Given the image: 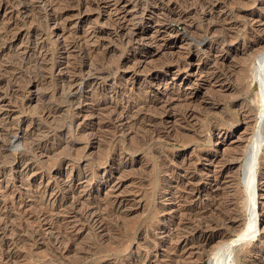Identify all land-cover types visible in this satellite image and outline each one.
I'll return each instance as SVG.
<instances>
[{"label":"rangeland","instance_id":"1","mask_svg":"<svg viewBox=\"0 0 264 264\" xmlns=\"http://www.w3.org/2000/svg\"><path fill=\"white\" fill-rule=\"evenodd\" d=\"M43 1L0 0V264H209L260 128L233 264H264V0Z\"/></svg>","mask_w":264,"mask_h":264},{"label":"bare ground","instance_id":"2","mask_svg":"<svg viewBox=\"0 0 264 264\" xmlns=\"http://www.w3.org/2000/svg\"><path fill=\"white\" fill-rule=\"evenodd\" d=\"M31 1V0H30ZM43 1V0H42ZM48 1V0H47ZM62 1H64V0H62ZM74 1V0H73ZM79 1V0H78ZM211 1V0H210ZM12 3H13V1H11ZM16 2V1H15ZM28 2V1H27ZM40 2V1H39ZM19 3V2H18ZM17 3V4H18ZM32 3H34V2H32ZM43 3H44V1H43ZM179 3V2H178ZM203 3V2H202ZM36 4V3H35ZM41 5H42V3H40ZM48 4V3H47ZM64 4H65V2H64ZM67 4V3H66ZM148 4V3H147ZM192 4V3H191ZM56 5H57V0H54V1H52L50 4H49V6L50 7H56ZM201 5V4H200ZM18 6V5H17ZM204 6V5H203ZM27 7V6H26ZM38 7V6H37ZM36 7V8H37ZM43 7H44V5H43ZM195 7V6H194ZM220 7V6H219ZM20 8V7H19ZM31 8V7H30ZM47 8H48V6H47ZM218 8V7H217ZM22 9H25V8H22ZM42 9V8H41ZM28 11V10H27ZM26 11V12H27ZM43 11V10H42ZM200 11V10H199ZM40 12V11H39ZM51 12V11H50ZM32 13H34V12H32ZM35 14V13H34ZM37 14V13H36ZM35 14V15H36ZM51 14V13H50ZM24 15H26V14H24ZM28 15V14H27ZM42 15H43V12H42ZM37 16V15H36ZM57 16V15H56ZM175 16V15H174ZM178 16V15H177ZM210 16V15H209ZM32 17V16H31ZM41 17V16H40ZM48 17V16H47ZM41 18H43V17H41ZM51 18H52V16H51ZM177 18H179V17H177ZM246 18V17H245ZM53 19V18H52ZM57 19V18H56ZM172 19V18H171ZM170 19V20H171ZM43 20V19H42ZM178 20H180V19H178ZM221 21V20H220ZM53 22H55V21H53ZM174 22V21H173ZM215 22V21H214ZM44 23V22H43ZM36 24V23H35ZM49 24V23H48ZM44 25V24H43ZM119 25V24H118ZM8 26V25H7ZM120 26V25H119ZM121 27V26H120ZM123 29V28H122ZM2 30V29H1ZM6 30V29H5ZM117 30V29H116ZM7 32V31H6ZM5 32V33H6ZM8 32H10V30L8 31ZM3 34V33H2ZM91 34V33H90ZM137 34V33H136ZM9 35V34H8ZM123 35V34H122ZM5 36V35H4ZM124 36H126V35H124ZM0 37H2V36H0ZM124 38H126V37H124ZM138 38V37H137ZM3 39V38H2ZM4 39H7V38H4ZM33 39V41L35 40L34 38H32ZM76 39V38H75ZM114 39V38H113ZM128 39V38H127ZM8 40V39H7ZM36 40H38V39H36ZM125 40V39H124ZM9 41L11 42V40L9 39ZM76 41V40H75ZM74 41V42H75ZM83 41V40H82ZM27 43V42H26ZM2 44V43H1ZM35 44V43H34ZM103 45V44H102ZM22 49H23V47H22ZM66 50V49H65ZM46 51V50H45ZM2 53V52H1ZM42 53V52H41ZM45 53H47V52H45ZM39 54V53H38ZM44 54V53H43ZM69 54V53H68ZM29 55V54H28ZM72 55V54H71ZM41 56V55H40ZM29 57V56H28ZM42 57H43V55H42ZM41 58V57H40ZM83 58V57H82ZM86 58V57H85ZM39 59V58H38ZM40 60V59H39ZM42 60H44V59H42ZM49 60V59H48ZM81 60V59H80ZM87 60V59H86ZM89 60V59H88ZM177 60V59H176ZM176 60H174V62L176 61ZM182 60V59H181ZM14 61V60H13ZM93 61V60H92ZM183 61H186V60H182V61H176L177 62V66L178 67H183V65H184V62ZM258 61V66H255L256 67V69H254V71H255V73H254V75H253V78H252V80L253 81H257V83L259 84V93H260V95H261V97H262V106H263V108H264V78H263V71H264V53H262V54H260V56H259V59L257 60ZM43 62V61H42ZM78 62V61H77ZM83 62H85V61H83ZM82 62V63H83ZM175 62V63H176ZM81 63V62H80ZM16 64V63H15ZM23 64V63H22ZM39 64V63H38ZM37 64V65H38ZM44 64V63H43ZM68 64H70V63H68ZM73 64V63H72ZM20 65V64H19ZM71 65V64H70ZM75 65V64H74ZM91 65V64H90ZM92 65H93V63H92ZM257 65V64H256ZM16 66V65H15ZM40 66V65H39ZM73 66V65H72ZM71 66V67H72ZM86 66V65H85ZM95 66V65H94ZM78 67V66H77ZM185 67V66H184ZM254 67V68H255ZM68 68V67H67ZM67 68H65V69H67ZM96 68V67H95ZM3 69V68H2ZM76 70V69H75ZM21 71H23V70H21ZM34 71V70H33ZM39 71H40V69H39ZM38 71V72H39ZM43 71V70H42ZM45 71V70H44ZM66 71H68V70H66ZM74 71V70H73ZM85 71H88V70H85ZM90 71H92V69L90 68ZM23 73V72H22ZM87 73V72H86ZM44 74V73H43ZM85 74V73H84ZM97 74V73H96ZM253 74V73H252ZM2 75V74H1ZM10 75V74H9ZM40 75H42V74H40ZM95 75V74H94ZM43 76V75H42ZM41 76V77H42ZM89 76V75H88ZM33 77V76H32ZM70 77H72L71 75H70ZM68 78V77H67ZM90 78V77H89ZM6 79V78H5ZM72 79V78H71ZM14 80H15V78H14ZM28 80V79H27ZM36 80V79H35ZM43 80V79H42ZM62 80V79H61ZM79 80H81V79H79ZM91 80H93V79H91ZM123 80V79H122ZM67 81V80H66ZM69 81V80H68ZM67 81V82H68ZM75 81H77V80H75ZM88 81V80H87ZM94 81V80H93ZM30 82V81H29ZM71 82V81H70ZM74 82V81H73ZM27 83V82H26ZM64 83V82H63ZM84 83V82H83ZM92 83V82H91ZM69 84V83H68ZM79 84V83H78ZM120 84V83H119ZM25 85V84H24ZM63 85V84H62ZM76 85V84H75ZM83 85V84H82ZM85 85V84H84ZM95 86V85H94ZM13 87V86H12ZM65 87V86H64ZM65 88H67V87H65ZM76 88H78V87H76ZM79 88H80V86H79ZM78 88V89H79ZM72 89V88H71ZM82 89V88H81ZM77 90V89H76ZM80 91V90H79ZM83 91V90H82ZM68 93H71V92H68ZM76 93V92H75ZM78 93V92H77ZM100 93V92H99ZM165 93V92H164ZM175 93V92H174ZM57 94V93H56ZM166 94V93H165ZM110 98V97H109ZM72 99H73V97H72ZM78 100V99H77ZM187 100V99H186ZM71 102V101H70ZM101 102V101H100ZM103 102V101H102ZM108 102V101H107ZM155 102V101H154ZM191 103V102H190ZM101 104V103H100ZM148 104V103H147ZM188 104V103H187ZM153 105V104H152ZM189 105V104H188ZM102 106V105H101ZM160 106V105H159ZM164 106V105H163ZM150 107V106H149ZM192 107V106H191ZM162 108V107H161ZM167 108V107H166ZM165 108V109H166ZM185 108V107H184ZM187 109V108H186ZM104 110V109H103ZM155 110V109H154ZM264 110V109H263ZM45 111V110H44ZM46 111H48V110H46ZM114 111H115V109H114ZM167 111V110H166ZM165 111V112H166ZM177 111V110H176ZM184 111V110H183ZM42 112V111H41ZM182 112V111H181ZM189 112V111H188ZM111 113V112H110ZM138 113V112H137ZM169 113H170V111H169ZM44 114V113H43ZM117 114V113H116ZM185 114V113H184ZM114 115V114H113ZM123 115V114H122ZM146 115V114H145ZM164 115V114H163ZM169 115V114H168ZM187 115V114H186ZM189 115V114H188ZM115 116V115H114ZM120 116V115H119ZM127 116V115H126ZM173 116V115H172ZM178 116V115H177ZM190 116H191V114H190ZM125 117V116H124ZM174 117V116H173ZM160 118V117H159ZM165 118H167V117H165ZM164 119V118H163ZM159 120V119H158ZM163 121V120H162ZM263 121H264V116H263V118H262V120H260V123H259V128L262 126V123H263ZM160 122V121H159ZM115 123V122H114ZM116 124V123H115ZM157 124H158V122H157ZM159 126V125H158ZM168 128V127H167ZM18 129V128H17ZM20 129V128H19ZM112 129V128H111ZM14 130V129H13ZM149 130V129H148ZM158 130H160V129H158ZM151 131V130H150ZM17 132V131H16ZM156 132V131H155ZM155 134V133H154ZM158 134V133H157ZM41 136V135H40ZM152 137V136H151ZM39 138V137H38ZM38 138H36V139H38ZM157 138V137H156ZM30 139V138H29ZM34 139V138H33ZM33 141V140H32ZM44 141V140H43ZM263 140H262V130H261V128L260 129H258V131H257V133H256V136H255V141H254V144H253V146H252V148H250V149H248L247 151V157H246V161H245V165H244V172H243V184H244V187H245V191H246V193H247V201H248V208H249V214H250V219H249V221H248V223H247V228L244 230V231H242L241 233H239L238 234V238H235V239H226L224 242H222L221 243V245H219L218 247H216L215 248V251L212 253V255L210 256V260H209V264H233L234 262H235V254H236V248H237V245L239 244V242L241 243V242H243V241H245V240H247L248 239V237L251 235V233L252 232H254V231H256L257 230V226H258V219H257V216H256V199H255V190L257 189L256 188V165L258 164V160H257V156H258V152H259V150H260V147H261V144L263 143L262 142ZM35 142V141H34ZM39 142V141H38ZM44 143V142H43ZM35 144H36V142H35ZM39 144V143H38ZM34 145V144H33ZM41 145H43V144H41ZM33 147V146H32ZM35 147V146H34ZM36 148H34V150H35ZM226 157V156H225ZM21 159V158H20ZM23 160V159H22ZM15 162H17V161H15ZM64 163V162H63ZM13 164V163H12ZM28 165V164H27ZM14 166V165H13ZM16 166V165H15ZM27 167V166H26ZM21 168V167H20ZM30 169V168H29ZM25 172V171H24ZM23 172V173H24ZM176 186V185H175ZM67 188H68V186H67ZM70 188V187H69ZM176 188V187H175ZM183 188H185V187H183ZM220 187L217 185V181H214V183L212 184V186L211 187H209V190H210V192L211 193H216L217 192V190L219 189ZM74 189V188H73ZM173 189V188H172ZM173 192H174V190H173ZM175 192H177V191H175ZM223 201V200H222ZM227 201V200H226ZM233 201L232 200H230V201H228V202H224V203H222V206H220V208H222L223 206H225V208L227 207V206H229L231 203H232ZM219 203V202H218ZM217 204V203H216ZM112 205V204H111ZM207 205V204H206ZM215 205V202H213V203H211V205H210V209H212L213 208V206ZM113 206V205H112ZM182 207V206H181ZM208 207V206H207ZM88 208V207H87ZM91 209V208H90ZM92 210V209H91ZM179 210V209H178ZM181 210V209H180ZM212 210H214V209H212ZM86 211V210H85ZM224 211V210H223ZM88 212H89V209H88ZM92 212V211H91ZM91 212H90V215H91ZM204 212V211H203ZM94 213H96V212H94ZM189 213V212H188ZM83 214H85V213H83ZM87 214V213H86ZM89 214V213H88ZM233 214V213H232ZM219 215V214H218ZM229 216V218H230V220L232 219V217L230 216V215H228ZM236 217V216H235ZM87 218V217H86ZM196 218H198V217H196ZM223 218V217H222ZM89 219V218H88ZM191 219V218H190ZM93 220V219H92ZM205 221V220H204ZM200 222V221H199ZM202 222V221H201ZM220 223V222H219ZM200 224V223H199ZM224 224V223H223ZM208 225V224H207ZM206 225V226H207ZM202 226V225H201ZM230 226V225H229ZM198 227V226H197ZM210 228V227H209ZM212 228V227H211ZM213 229V228H212ZM206 235V234H205ZM211 238L213 237V236H215V233H210V235H209ZM206 237V236H205ZM216 237H217V235H216ZM191 239V238H190ZM206 239V238H205ZM221 240H222V238H221ZM209 241V240H208ZM223 241V240H222ZM215 243V242H214ZM217 243V242H216ZM211 244V243H210ZM192 245V244H191ZM201 245V244H200ZM205 245V244H204ZM188 247V246H187ZM200 247V246H199ZM201 247H203L202 245H201ZM179 248H181V244H180V247ZM178 249V248H177ZM184 249V248H183ZM183 249H182V251H183ZM179 250V249H178ZM194 250V249H193ZM180 252V251H179ZM197 252V251H196ZM185 253V252H184ZM188 255V254H187ZM191 256V255H190ZM181 257V256H180ZM173 259V258H172ZM180 259V258H179ZM179 259H178V261H179ZM182 260V259H181ZM177 262V261H176ZM181 262V261H180ZM148 263V262H147ZM173 263V262H172ZM174 264H175V262H174ZM181 264V263H180Z\"/></svg>","mask_w":264,"mask_h":264}]
</instances>
